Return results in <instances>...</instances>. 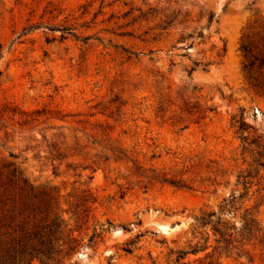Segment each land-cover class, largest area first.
<instances>
[{
  "label": "rangeland",
  "instance_id": "374dc122",
  "mask_svg": "<svg viewBox=\"0 0 264 264\" xmlns=\"http://www.w3.org/2000/svg\"><path fill=\"white\" fill-rule=\"evenodd\" d=\"M259 36L264 0H0V108L44 110L0 117V264H176L203 212L234 237L222 264H264V168L235 123L264 142L241 52ZM9 166L64 227L52 260L22 255L40 218Z\"/></svg>",
  "mask_w": 264,
  "mask_h": 264
},
{
  "label": "trees",
  "instance_id": "16d2710c",
  "mask_svg": "<svg viewBox=\"0 0 264 264\" xmlns=\"http://www.w3.org/2000/svg\"><path fill=\"white\" fill-rule=\"evenodd\" d=\"M213 19L214 14H211L208 22L211 23ZM241 52L244 73L254 86L264 93V36H259L256 41L244 42L241 46ZM207 111L213 112V109L209 108ZM43 112L44 110H37L31 113L26 111L18 112L12 104H5L0 108V117L3 119L5 115L10 117L20 115L21 118H25L23 123H30L42 115ZM235 123L239 125L238 133L243 144L248 147L254 145L256 148L249 150L246 147L244 152L255 155L253 163L260 168H264V142L261 143L260 138L250 140L251 127L243 123L241 119L235 121ZM119 154L125 157L123 151H120ZM58 157L62 158V155H58ZM117 158L120 157L117 156ZM9 168L10 171L6 174L5 183L2 186L5 187L4 193L14 194L17 197L22 213H28V216H33L34 219L40 218V224L36 225L35 230L29 235L26 234L23 237V241H20L22 243V255L24 259L37 257L39 259L52 260L62 253V246L59 244L61 241L60 235L64 233V227H62L56 215L51 211L50 199H48L47 195L44 192H35L34 188L20 175L16 168L11 169V166ZM247 177H250V174ZM34 200L37 201L34 202ZM215 214L214 212H203L199 217L195 218L196 223L192 230L193 240L197 239L198 236H201V238L194 245L192 241L189 242L188 249L185 251L177 252L176 264H181V261L190 255L198 257L195 261L198 264H222L221 259L223 256L227 259L232 257L234 250H236L234 237L228 227L222 226L223 229H221L218 226L219 222L216 225L213 224L212 218ZM246 225L245 230L249 233L255 234L261 231L258 229L254 219H250ZM210 226H212L211 230L216 238L214 247L210 245V236L207 232ZM211 248L212 251L209 252ZM202 254L204 256L199 257ZM240 257L238 254V258ZM249 264H255L253 259L249 260Z\"/></svg>",
  "mask_w": 264,
  "mask_h": 264
},
{
  "label": "bare ground",
  "instance_id": "6f19581e",
  "mask_svg": "<svg viewBox=\"0 0 264 264\" xmlns=\"http://www.w3.org/2000/svg\"><path fill=\"white\" fill-rule=\"evenodd\" d=\"M164 228V230H166V228L165 227H163Z\"/></svg>",
  "mask_w": 264,
  "mask_h": 264
}]
</instances>
